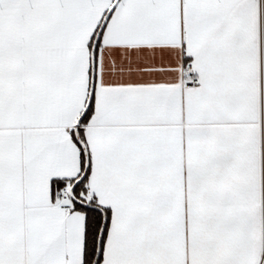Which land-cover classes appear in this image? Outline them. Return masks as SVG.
<instances>
[{"label":"snow or ice","instance_id":"6c2138e0","mask_svg":"<svg viewBox=\"0 0 264 264\" xmlns=\"http://www.w3.org/2000/svg\"><path fill=\"white\" fill-rule=\"evenodd\" d=\"M0 264H264V0H0Z\"/></svg>","mask_w":264,"mask_h":264}]
</instances>
